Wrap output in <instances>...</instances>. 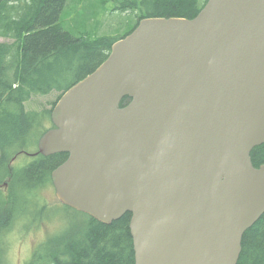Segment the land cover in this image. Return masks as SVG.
I'll list each match as a JSON object with an SVG mask.
<instances>
[{"label": "water", "instance_id": "1", "mask_svg": "<svg viewBox=\"0 0 264 264\" xmlns=\"http://www.w3.org/2000/svg\"><path fill=\"white\" fill-rule=\"evenodd\" d=\"M50 118L57 199L105 224L129 212L135 264H237L264 213V0L140 19Z\"/></svg>", "mask_w": 264, "mask_h": 264}, {"label": "trees", "instance_id": "2", "mask_svg": "<svg viewBox=\"0 0 264 264\" xmlns=\"http://www.w3.org/2000/svg\"><path fill=\"white\" fill-rule=\"evenodd\" d=\"M67 0H0V36L11 43H0V186L4 182L7 203L0 206V235L8 232L18 214L14 202L35 204L34 190L49 186L51 172L67 157L66 153L44 156L37 150L42 131V115L27 110L32 95L58 93L57 99L108 56L111 45L129 34L145 17H195L206 0H125L121 9L136 12L132 27L120 36H74L60 24ZM76 75L71 80V76ZM129 97L122 99L125 106ZM24 154L23 165H14L15 155ZM254 167L264 165V144L250 153ZM29 157V158H28ZM4 193L0 190V204ZM69 209V206H66ZM76 211V210H74ZM77 212V211H76ZM22 213H25V209ZM83 227L71 225L47 239L27 264H135L131 214L126 212L109 224L82 212ZM0 264H6L0 250ZM237 264H264V213L242 238Z\"/></svg>", "mask_w": 264, "mask_h": 264}, {"label": "rangeland", "instance_id": "3", "mask_svg": "<svg viewBox=\"0 0 264 264\" xmlns=\"http://www.w3.org/2000/svg\"><path fill=\"white\" fill-rule=\"evenodd\" d=\"M125 0H67L60 17V24L74 36H120L135 23L136 15L131 10L121 9V2ZM13 40L0 36V43H11ZM76 75L71 76V80ZM58 93L52 91L46 95L35 94L25 102L27 110L38 111L42 115L43 131L47 127L50 117L46 112L51 108ZM16 155L11 160L14 165H19L26 160L24 154ZM4 196L0 206H5L7 201ZM35 204H27L25 213H21L8 232L0 235V250L6 264H27L36 249L47 239L59 232H65L71 225L83 227L85 216L67 208L59 203L54 189L39 185L34 190ZM36 250V251H35ZM42 247L36 254L42 252ZM35 251V252H34Z\"/></svg>", "mask_w": 264, "mask_h": 264}, {"label": "flooded vegetation", "instance_id": "4", "mask_svg": "<svg viewBox=\"0 0 264 264\" xmlns=\"http://www.w3.org/2000/svg\"><path fill=\"white\" fill-rule=\"evenodd\" d=\"M47 125H48V129L54 127V125L51 122H49ZM37 150H38V144H37ZM44 156H47V155H44ZM23 164L24 163H20V165H23ZM50 186L52 187V182L50 183ZM7 187H8L7 183L4 182L3 185H2L3 190L4 191L7 190ZM10 209H11V211H12L13 214L15 213V214H18V216H19L24 211L25 206L22 203L14 202L13 205H12V203L10 204L9 210Z\"/></svg>", "mask_w": 264, "mask_h": 264}, {"label": "bare ground", "instance_id": "5", "mask_svg": "<svg viewBox=\"0 0 264 264\" xmlns=\"http://www.w3.org/2000/svg\"><path fill=\"white\" fill-rule=\"evenodd\" d=\"M262 215V214H261ZM258 220V219H257Z\"/></svg>", "mask_w": 264, "mask_h": 264}]
</instances>
